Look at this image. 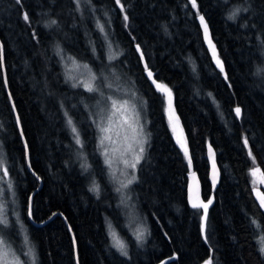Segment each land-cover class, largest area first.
I'll use <instances>...</instances> for the list:
<instances>
[{"label":"trees","instance_id":"obj_1","mask_svg":"<svg viewBox=\"0 0 264 264\" xmlns=\"http://www.w3.org/2000/svg\"><path fill=\"white\" fill-rule=\"evenodd\" d=\"M196 4L0 0V152L36 264H203L209 258L264 264V208L257 197L264 194V0ZM235 8L248 11L228 19ZM108 44L116 51L110 62ZM69 58L92 68L117 66L145 99L149 142L126 189L128 204L147 225L142 240L128 222L132 204L129 214L103 162L92 117L95 94L68 73ZM146 69L171 91L188 157L172 137L165 96ZM209 146L220 170L217 188L208 182ZM253 169L261 178L257 191ZM191 171L201 180L200 199L212 200L204 233V210L187 201ZM112 229L127 255L115 247Z\"/></svg>","mask_w":264,"mask_h":264},{"label":"rangeland","instance_id":"obj_2","mask_svg":"<svg viewBox=\"0 0 264 264\" xmlns=\"http://www.w3.org/2000/svg\"><path fill=\"white\" fill-rule=\"evenodd\" d=\"M206 45L213 56L212 49L209 47L207 40ZM115 52L114 47L108 44L105 57L107 62L112 61V59L116 57ZM214 60L216 62V59ZM75 62L79 67L73 65L72 60L67 61L66 67L68 73L75 77L77 81L91 83L94 88V91H91L95 94L92 117L99 138L100 152L117 192H119L118 197L121 198L120 201L123 203L125 211L130 214V212H128L130 207L129 204L132 203L129 201L128 204L126 189L129 188L128 185L131 183L129 184L128 181L131 180L134 182L136 180L137 167L145 155L149 142L145 99L135 88L134 84L129 80L121 78L123 74H120L117 66L114 65V67H111L105 64V66L99 65L97 68H92L87 64H79L76 60ZM84 65H87V68H84ZM93 77H95V79H93ZM113 100L117 101L118 105L125 101L127 102V116L129 123L132 125L131 128L127 125L122 126L120 116H114L111 122L109 121ZM164 111L172 137L177 146L184 153V150L177 143V138L179 137L187 146L185 132L177 115L172 114L170 111L166 100ZM170 116L172 117L171 123L169 121ZM101 128H109L110 131L102 133L100 131ZM174 128L175 131H173ZM105 136L110 137V139H104L103 143H101L102 138ZM137 140L142 142L143 154L140 156L139 162L133 169L129 165L135 162L137 155H140V144L136 143ZM0 159L3 160L4 167L8 170L2 152H0ZM125 161L128 163L126 164ZM251 175L253 186L257 191V187L261 184L259 172L253 169ZM133 177H135V179H133ZM131 208L132 215L128 217V222L131 224V232L135 236L138 230H143L144 234L147 233L145 220L140 213H137L136 206L132 204ZM0 221H6V224L0 223V237L8 242V251L10 254L7 256V260L10 264H32L33 255L36 262V254L29 245L27 235L22 228L19 201L14 190L13 181L9 173L8 176L5 177L2 170H0ZM113 233H115L116 238L124 243L120 234L112 229L110 231V237L113 243Z\"/></svg>","mask_w":264,"mask_h":264},{"label":"snow or ice","instance_id":"obj_3","mask_svg":"<svg viewBox=\"0 0 264 264\" xmlns=\"http://www.w3.org/2000/svg\"><path fill=\"white\" fill-rule=\"evenodd\" d=\"M17 2H19V0H17ZM117 3L119 4L120 0H117ZM191 3H192L193 8L197 7L196 0H191ZM121 10H123V5H121ZM241 10L248 11L247 8H245V9L235 8L229 14L228 19L235 20ZM24 19H25V21H28L29 17H28L27 14L24 15ZM124 19H125V21H127L128 17L125 16ZM199 19H200L201 26L203 27V30H204L205 39L208 41L209 47L212 49L214 59H216L217 66L220 68L221 72H223V70H224L223 69V65L220 62V60L218 59V57H216V54H215V46L211 43V40L208 37V26H207V23L205 22V19H204L203 16H200ZM51 23L55 24L56 21H52ZM137 50H139V47H138ZM69 59L72 60L73 65H76V62H75V60L73 58H69ZM76 66L79 67L78 65H76ZM2 67H3V61H2V58H0V68H2ZM83 67L87 68V65H84ZM148 75H149V77H151L152 73L149 71ZM93 79H95V77H93ZM79 83L83 84V86L86 88L87 91H94V88H93L91 83H88V82H85V81H80ZM153 83L155 84L156 82L153 81ZM74 86H76V85H74ZM156 87H157L158 90H160L161 92L166 94V96L169 98V107H171V99H170L171 98V91H170V89H168L167 86L163 85V84H156ZM126 105H127L126 101L124 103L118 105L117 101L113 100L112 101V112H111V115L109 116V121L111 122L112 117H114V116H120L121 121H122V126L123 125H127L129 128H131L132 125L129 123V120H128ZM235 113H236L237 117L240 116L241 109L239 107H236L235 108ZM171 120H172V117L170 116L169 117L170 123H171ZM68 124L72 125V120L71 119L68 120ZM71 131L74 134H76V143L80 144L81 141L79 139V134L77 133V129L73 126L71 128ZM100 131L102 133H104V132L110 131V129L109 128H101ZM173 131H175V128L173 129ZM104 139H110V137H107V136L103 137L102 140H101V143H103ZM136 143L140 144V155H137L136 158H135V162H133V163H131L129 165L133 169L136 167V164L139 162L140 156L143 154L142 142L137 140ZM177 143L184 150L185 157H188V149H187L186 143L182 142L179 137L177 138ZM244 146L245 147L248 146L247 139L244 140ZM129 148H130V146H129ZM209 153L210 154L212 153L211 147H209ZM249 156H251V152H249ZM106 163H107V161H106ZM125 163L127 164L128 162L125 161ZM188 163H189V167H191L192 161H191L190 158L188 159ZM213 166L215 167V165H213ZM0 170L3 171V175L5 177L8 176L7 168L4 167V163H3L2 159H0ZM194 176H195V174L193 173V177ZM133 179H135V177H133ZM128 183L130 184V183H132V181L130 180V181H128ZM213 183H215V181H213ZM125 187H126V185H125ZM91 190L98 191V186L94 185ZM190 190H191V186H190ZM118 191H119V189H118ZM257 197L259 199L260 206L262 208H264V194L257 193ZM189 200H190L191 206L193 208L203 209L204 210V216L201 219V232L204 233L205 232V227H206V223L205 222H206V219H207V209H208V206L212 203V200L209 199L207 201V203H204V201L200 200L198 196H197L196 199H193L191 197V195L189 197ZM0 223L6 224V221H0ZM143 237H144V231L143 230H138L137 233H136L137 240L138 241L142 240ZM113 239H114L115 247H117V249L121 251V254L122 255H127V252L125 250V248H126L125 244L120 239L116 238L115 233H113ZM8 248H9L8 242L5 239H3L2 237H0V264H10V262L7 260V256L10 254L9 251H8ZM30 251H31V249H30ZM260 252H261L262 255H264V246H262L260 248ZM32 264H36L34 255H33ZM162 264H163V262H162ZM204 264H213L212 259L209 258L208 260L204 261Z\"/></svg>","mask_w":264,"mask_h":264},{"label":"water","instance_id":"obj_4","mask_svg":"<svg viewBox=\"0 0 264 264\" xmlns=\"http://www.w3.org/2000/svg\"><path fill=\"white\" fill-rule=\"evenodd\" d=\"M149 71H150V69H146L145 70L147 75H148ZM149 78H150L152 84L155 86L156 89H157L156 84H162L160 81L156 80L153 77V75L151 77H149ZM153 81H155L156 83L154 84ZM158 91H160V90H158ZM161 93L165 96V99H166L168 107H169V98L166 96L165 93H163V92H161ZM170 99H171V107H169V109L172 112V114H175V111H174V108H173V105H172V96H171ZM209 147H211V146H209ZM209 147L206 150V158L208 160V182H209V184L211 185L212 188H217L218 185H219V181H220V170H219V166H218V164L216 162L214 149L211 147L212 153L210 154L209 153ZM213 165H215V167ZM193 173L195 174L194 177H193ZM213 181H215V183H213ZM190 186H191V190H190ZM201 192H202L201 180H200L199 176L197 175V173L195 171H191L189 173V179H188V183H187V201H188V204L190 206H191V203H190V200H189L190 195H191V197L193 199H196L197 196L200 199Z\"/></svg>","mask_w":264,"mask_h":264}]
</instances>
